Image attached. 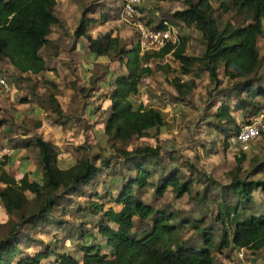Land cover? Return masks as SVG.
I'll use <instances>...</instances> for the list:
<instances>
[{"label": "trees", "instance_id": "obj_1", "mask_svg": "<svg viewBox=\"0 0 264 264\" xmlns=\"http://www.w3.org/2000/svg\"><path fill=\"white\" fill-rule=\"evenodd\" d=\"M58 1L0 0V62L9 63L19 80L22 74L29 78L50 69L41 51L51 43L53 28L61 25L53 11ZM88 11H82L74 36L86 40L88 52L108 62L117 61L124 68L121 74L106 76L109 106L103 111L108 107L109 111L102 129L110 153L105 154L104 149L91 152V147L80 144L74 151L84 149L86 155L62 167L60 150L40 135L21 137V144H13V149H37L41 176L32 181L27 173L16 177L8 170V159L0 160V201L10 219L0 222V228L9 226L0 235V264H216L215 254L224 250L244 248L252 255L264 250V204L259 212L246 214L255 205L254 192L264 193V178H252L264 174L263 131L261 152L247 166L241 154L226 172L229 181L220 184L187 159L181 162L188 168L184 175L178 156L172 153H167L168 165L159 141L126 148L133 138L156 137L167 123L160 109L129 100L139 93L145 78L170 68L166 63L160 65L167 56L177 64L170 83L182 101L195 86L192 73L196 69L207 72L214 92L206 110L217 106L209 112L206 124L223 134L224 147H229V139L239 132L237 113L245 117L264 111V69L257 45L263 37L264 0H188L172 12L171 19L151 26L164 28V21L177 26L179 20L193 27L204 45L200 55L188 53V34L179 33L176 43L147 52L140 51L137 36L130 44L112 32L92 37L88 27L93 18ZM223 14H231L237 24L223 20ZM46 83L55 89L53 82ZM46 104L55 115L52 123L63 126V118L68 116L53 91L47 94ZM6 123L0 119V139ZM243 123L249 121L243 119ZM103 171L113 179V192L101 194L96 189ZM199 183L202 188L194 189ZM213 184L217 190L212 191ZM168 191L177 199L191 196L200 214L190 217L171 208L169 202H160ZM76 197L87 199L85 204L76 202L75 207L86 220L74 228L65 217ZM59 207L60 214L54 216ZM11 219L14 222L10 223ZM46 224L66 232L65 236L47 243L33 235ZM89 238L93 242L78 244V255L60 250V245L71 244V239Z\"/></svg>", "mask_w": 264, "mask_h": 264}, {"label": "rangeland", "instance_id": "obj_2", "mask_svg": "<svg viewBox=\"0 0 264 264\" xmlns=\"http://www.w3.org/2000/svg\"><path fill=\"white\" fill-rule=\"evenodd\" d=\"M186 1L188 0H143L140 10L144 12V15L141 20L145 24L147 23L146 25H154L161 19H171L172 12L183 8ZM214 5L216 6V4ZM118 6L119 0H60L57 2L53 11L58 15L61 25L53 28L51 43L41 51L47 66L50 68L49 70L52 72L53 77L51 79L43 75L29 78L20 75L22 79L19 80L16 70L9 63L0 62V72L7 79V83L13 84L21 90L16 96V102L11 100L9 94L0 96V119H5L7 122L4 125L5 129L1 132L0 139V149L3 153L8 154V149L12 148L13 144H21L23 142L21 137L24 138L22 136L24 132L29 136L40 135L43 139L50 141L60 150V159L62 153L71 152L73 159L66 164L62 161V167L70 166L77 158L86 155L84 149L74 151V147L80 144L91 147V152L104 149L105 154L110 153L109 141L102 129V122L109 111V107L107 111H103L105 106H109V100H105L109 91L107 77L110 72L114 74L123 73L124 68L117 61L108 62L106 59L98 58L88 52L86 40L84 38L76 39L74 30L78 25L82 11L86 8L89 10L88 15L93 18L88 27V33L92 37L112 32L113 35H118L125 44H130L136 38V31L119 19ZM222 17L223 20L230 22L233 26L237 24V19L231 14H223ZM176 22L179 33L189 35L188 53L200 55L204 48L200 32L193 27H186L179 20ZM262 24L263 37L258 39L257 45L263 60L262 69H264V19ZM164 63L169 64L170 68L158 70L153 76L148 77L147 82L143 81L140 85L139 93L130 96L129 100L135 102L136 105L141 102L145 106L151 105L160 109L166 117L167 123L156 137L133 138L126 148L134 149L137 146L149 145L159 141L167 164L171 165L167 153H172L175 158L178 156V164L184 175L188 174V168L181 162L183 159H187L195 164L201 172H204L206 177L214 179L217 184L227 183L229 178L226 172L233 168L235 159L244 154L243 165L247 166L251 158L261 152L263 137L260 134L256 139L245 144H239L235 137H231L229 147H224L223 134L216 132L210 125L206 124L209 120V112L214 111L217 106L210 111L206 110V104L211 100L210 94L214 92L213 84L210 83L207 72L196 69L192 73L195 86L182 101L181 95H178L170 83L177 73V64L170 56H167L162 62L160 61V65ZM46 82H53L56 85L55 89ZM52 91L56 94L64 114L68 116L63 118L66 120L63 126L52 123V118L55 115L47 108L46 97ZM22 98H28L30 103L42 108L41 114L32 115V113L31 116H23V112L24 114L28 112L29 105L27 103L20 105L18 101ZM212 100L217 101V97L213 96ZM89 110H94L92 114L95 116L93 118L89 117ZM19 112L22 114L19 115ZM262 115L264 120V111ZM236 116L241 128L244 124L243 119L250 121L256 115L244 117L243 113H237ZM42 119L45 126H43ZM12 133L16 137L11 136ZM10 151L9 156L3 154L2 161L15 159L12 149ZM27 151V156L37 163V149L30 146ZM100 176L102 182L99 181L97 191L101 194H104L105 190L113 192L115 187L111 185L112 177L107 178L106 171H103ZM252 178H264V174L259 173ZM217 184H213L212 191L217 190ZM202 185V183L195 184L194 189H201ZM88 190L90 191L92 188L88 187ZM253 195L255 205L246 214L251 211L259 212L262 210L264 193L257 190ZM86 200V197H76L72 201L74 204L69 206L70 211L65 218L74 224V228L86 220V217L82 216L80 212L75 211L76 202L85 204ZM98 200L105 202V200ZM160 202H169L171 208L190 217L200 214L199 205L195 204L191 196L183 195L177 199L168 191ZM67 203L64 202V204ZM60 210V207L55 209L54 216L59 215ZM207 215L209 214L207 213ZM9 220V216L0 204V222H9ZM13 220L11 219L10 223L14 222ZM8 227L0 228V235L4 231L6 232ZM65 234L66 232L56 230L53 225L48 224L39 227L35 232L33 231L34 236L47 243L58 238L61 239ZM83 241L91 243L93 239L89 238L79 242L71 239V244L62 243L60 250L78 255L77 246ZM33 250L34 248L30 249V251ZM215 258L216 264H261L264 258V250L256 255H252L249 250H246L242 261L237 259L235 250L230 249L215 254Z\"/></svg>", "mask_w": 264, "mask_h": 264}, {"label": "built area", "instance_id": "obj_3", "mask_svg": "<svg viewBox=\"0 0 264 264\" xmlns=\"http://www.w3.org/2000/svg\"><path fill=\"white\" fill-rule=\"evenodd\" d=\"M143 0H119V19L127 26L136 31L137 43L141 52L158 51L168 42L176 43L178 41L179 29L176 25L164 21V28L153 29L148 27L142 20L143 12L140 10ZM147 82V78L144 79ZM0 90L5 93H10V88L7 79L0 72ZM261 116V118H260ZM262 113L251 118L249 123L243 124L235 136L239 144H245L256 139L261 131L264 132V120ZM3 158V153L0 151V160ZM238 260L243 259L245 254L244 248L235 250Z\"/></svg>", "mask_w": 264, "mask_h": 264}, {"label": "crops", "instance_id": "obj_4", "mask_svg": "<svg viewBox=\"0 0 264 264\" xmlns=\"http://www.w3.org/2000/svg\"><path fill=\"white\" fill-rule=\"evenodd\" d=\"M143 15H144V12H143ZM162 20V19H161ZM147 24V23H146ZM151 25L152 24H150V25H147V26H149V27H151ZM189 30V29H188ZM188 32V31H187ZM10 65V64H9ZM11 66V65H10ZM12 67V66H11ZM13 68V67H12ZM14 69V68H13ZM22 76H24L23 74H22ZM39 76H42V75H39ZM43 76H45V77H47L48 79H51L53 76H52V72L50 71V70H48V71H46L45 73H43ZM32 77V76H31ZM35 77V76H34ZM8 86H9V88H10V93H9V95H10V98H11V100H13V102H16V96L21 92V90H20V88L19 87H15V85H13V84H8ZM8 94H5V93H3L1 90H0V96L1 97H3V96H7ZM18 102H20L19 104L20 105H23V104H25V103H23L22 101H21V99H19V101ZM27 103V105H29L28 107L29 108H27V113H25L24 114V112H23V116H31V114L32 115H36V114H41V110H42V108H39L38 106H36L35 104H32V103H30V102H26ZM20 114L19 115H21L22 113L21 112H19ZM95 115L94 114H92V111L91 110H89V117L90 118H93ZM17 117V116H16ZM43 120V119H42ZM15 121H17V119L15 118ZM42 126V125H41ZM43 126H45V123H44V120H43ZM3 129H5V126H3L2 128H1V131L3 130ZM94 131V130H93ZM10 134H11V132H9ZM13 135H11V136H13V137H16V135L14 134V133H12ZM22 136H29V135H26V133L24 132L23 134H22ZM12 149V153H13V155H14V157H15V159H13V161H9V159H8V170L13 174V175H15L16 177H20V176H22L24 173H27L28 174V179L30 180V181H32V180H38L39 178H40V176H41V174H40V172H39V168H38V165H37V163H36V161H34V160H32L31 158H29L27 155H28V151H27V148H20V149H13V148H10V149H8V156H9V154H10V150ZM4 150H7V149H4ZM0 151L3 153V151L0 149ZM4 154V153H3ZM60 159V158H59ZM73 159V157H72V153L71 152H64V153H62V157H61V159H60V161L62 162H65V164L66 163H69L71 160ZM64 164V163H63ZM71 166V165H70ZM64 167V166H63ZM66 167V166H65ZM67 167H69V166H67ZM0 204H1V201H0Z\"/></svg>", "mask_w": 264, "mask_h": 264}]
</instances>
